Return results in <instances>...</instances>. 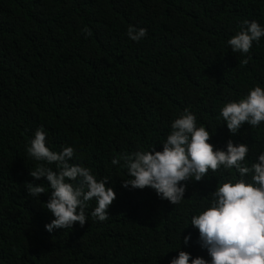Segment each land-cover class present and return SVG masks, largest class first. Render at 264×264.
<instances>
[{"label":"trees","instance_id":"obj_1","mask_svg":"<svg viewBox=\"0 0 264 264\" xmlns=\"http://www.w3.org/2000/svg\"><path fill=\"white\" fill-rule=\"evenodd\" d=\"M245 19L264 24V0H0V264H168L189 232L181 250L207 258L189 218L235 172L188 181L175 206L147 187L122 188L126 171L110 161L160 150L184 108L215 147L245 143L249 162L264 151V122L232 135L219 117L224 101L264 87V38L247 64L226 43ZM129 25L147 36L130 41ZM40 126L47 146H73L97 179H109L116 199L107 220L91 216L92 201L83 227L44 229L49 193L26 191V183H46L29 175L35 162L25 149Z\"/></svg>","mask_w":264,"mask_h":264},{"label":"clouds","instance_id":"obj_2","mask_svg":"<svg viewBox=\"0 0 264 264\" xmlns=\"http://www.w3.org/2000/svg\"><path fill=\"white\" fill-rule=\"evenodd\" d=\"M84 32L91 35L88 29ZM126 36L138 43L147 36V29L129 25ZM262 38L264 24L245 19L226 43L247 64L253 44H259ZM219 117L232 135L245 123L259 127L264 122V87L254 84L243 96L224 101ZM207 129L206 125L198 126L196 114L184 108L170 122L167 135L158 144L160 150L150 145L113 157L110 163L126 171L128 178L122 179V188L147 187L159 200L175 206L185 201L188 181H201L210 171H234V176L217 183L207 195L208 202L189 218L188 226L197 230L196 243L207 258L193 257L181 250V245L189 246L192 234H185L181 240L179 233L177 255L168 264H264V151L254 160L246 161L250 152L247 144L229 139L223 149L215 147L209 142L211 133ZM47 135L40 126L25 146L28 158L35 162L29 175L34 180L46 181L26 183L27 193L35 199L49 193L43 205L52 219L44 229L51 234L54 229H71L75 222L83 227L92 201L95 207L91 216L101 222L107 220V210L116 199L113 187L106 186L109 179H97L92 169L78 160L73 146L51 149L47 146Z\"/></svg>","mask_w":264,"mask_h":264}]
</instances>
